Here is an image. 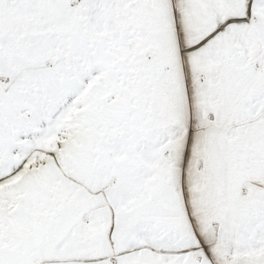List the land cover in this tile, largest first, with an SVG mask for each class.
<instances>
[{
	"label": "snow or ice",
	"instance_id": "obj_1",
	"mask_svg": "<svg viewBox=\"0 0 264 264\" xmlns=\"http://www.w3.org/2000/svg\"><path fill=\"white\" fill-rule=\"evenodd\" d=\"M0 264H264V0H0Z\"/></svg>",
	"mask_w": 264,
	"mask_h": 264
}]
</instances>
